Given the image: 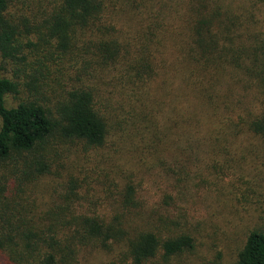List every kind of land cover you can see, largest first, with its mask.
I'll use <instances>...</instances> for the list:
<instances>
[{
  "label": "trees",
  "instance_id": "16d2710c",
  "mask_svg": "<svg viewBox=\"0 0 264 264\" xmlns=\"http://www.w3.org/2000/svg\"><path fill=\"white\" fill-rule=\"evenodd\" d=\"M174 42L193 102L160 120L136 107L148 82L173 76ZM205 125L213 151L218 138L236 149L264 137V0H0V264H147L190 250L174 226L150 227L143 186L179 134ZM136 137L156 138L144 148L155 161L123 176L122 159L143 154ZM66 148L89 158L81 179L59 157ZM64 174L48 207L36 189ZM236 264H264V233L247 236Z\"/></svg>",
  "mask_w": 264,
  "mask_h": 264
},
{
  "label": "rangeland",
  "instance_id": "374dc122",
  "mask_svg": "<svg viewBox=\"0 0 264 264\" xmlns=\"http://www.w3.org/2000/svg\"><path fill=\"white\" fill-rule=\"evenodd\" d=\"M171 46L166 53V64L174 67L173 76L167 72L148 82L142 89V107H136L156 114L159 112L160 120L162 116L174 117L175 108L182 103L193 102L191 96L183 98V79L191 70L183 56L184 47L178 48L175 42ZM166 76L168 79H165ZM125 95H131L129 89L125 91ZM9 102L12 103L10 99ZM114 103L112 100L113 105ZM124 111H129L126 105ZM208 127L205 125L198 128L196 133L182 137L179 134L178 141L174 139L169 147L170 154L164 153L162 167L156 172V166H152L154 171L149 173L150 178H146L142 197L146 202L144 210L150 227L156 228L163 236L174 226L172 229L175 234L184 233L192 242V248L181 255L166 261L157 257L147 264H236L237 254L247 236L253 231L264 233V137H245L240 142L242 147L236 149L231 148L229 140L218 138L217 147L213 151L212 141L203 129L208 130ZM153 133L157 139L168 144V139H164L165 128L160 126ZM187 138L191 139L186 141ZM157 143L156 138L142 141L140 137H136L133 144L143 154L126 161L129 162L127 166L123 165L126 162L122 159L123 176L132 173L131 170L135 168L137 170L143 156L155 161L153 150L144 151V148L145 144L150 148ZM128 146L132 148L130 144ZM108 149L111 152L106 156L113 152L111 145ZM62 153L69 175L74 174L81 179L83 176L80 170L89 165L87 155L78 149L66 148L60 152V159ZM90 156L93 157L94 154ZM159 162L161 159L157 164ZM101 168L109 170L107 166ZM126 170L129 172L126 173ZM66 176L64 174L58 178L52 175L44 179L36 189L38 195L42 194L48 207L55 203L57 195L62 191L60 186L64 185ZM54 191L57 192L56 195L53 194ZM166 195L171 196L173 202L166 200ZM84 203L86 209L89 203ZM164 219H168L166 224ZM113 254L107 258L111 259ZM104 261V256L98 254L90 257L91 264H104Z\"/></svg>",
  "mask_w": 264,
  "mask_h": 264
}]
</instances>
